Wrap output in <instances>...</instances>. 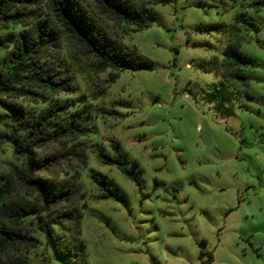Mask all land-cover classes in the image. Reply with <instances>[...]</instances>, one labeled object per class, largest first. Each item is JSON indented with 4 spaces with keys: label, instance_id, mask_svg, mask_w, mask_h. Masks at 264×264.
Masks as SVG:
<instances>
[{
    "label": "rangeland",
    "instance_id": "1",
    "mask_svg": "<svg viewBox=\"0 0 264 264\" xmlns=\"http://www.w3.org/2000/svg\"><path fill=\"white\" fill-rule=\"evenodd\" d=\"M244 7L242 0L153 5L150 25L123 39L153 68L125 70L114 83L111 71L92 73V61L64 41L63 54L77 53L86 73L74 94L59 98L75 99L92 128L82 137L87 264H264V10ZM242 14L252 24L239 23L240 49L256 64L242 68L247 82L228 79L222 65ZM116 148L134 179L99 160ZM11 161L12 148L0 145V171ZM94 176L118 198L101 199ZM39 237L31 264H65Z\"/></svg>",
    "mask_w": 264,
    "mask_h": 264
},
{
    "label": "trees",
    "instance_id": "2",
    "mask_svg": "<svg viewBox=\"0 0 264 264\" xmlns=\"http://www.w3.org/2000/svg\"><path fill=\"white\" fill-rule=\"evenodd\" d=\"M175 0H0V145L12 148L9 169L0 171V264H31L29 254L44 234L65 264H87L82 239L84 208L81 183L88 165L92 132L88 111L75 99L86 73L80 58L63 54L64 41L92 61L96 75L111 71L114 83L125 70L152 69L153 62L123 41L125 34L146 28L157 16L153 5ZM246 10L261 12L264 0H242ZM238 15L224 50L228 79L248 81L242 68L256 65L241 51ZM130 31H118V26ZM74 51V52H75ZM101 94H104L102 91ZM99 160L117 166L130 179L124 154L100 153ZM93 180L100 198H118L104 177Z\"/></svg>",
    "mask_w": 264,
    "mask_h": 264
}]
</instances>
